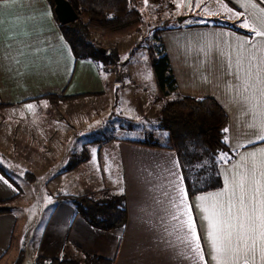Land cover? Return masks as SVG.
Segmentation results:
<instances>
[{
	"label": "crops",
	"instance_id": "1",
	"mask_svg": "<svg viewBox=\"0 0 264 264\" xmlns=\"http://www.w3.org/2000/svg\"><path fill=\"white\" fill-rule=\"evenodd\" d=\"M161 2L175 3L186 16L161 33L178 91L212 97L228 115L227 144L232 156L219 165L221 185L190 194L176 150L134 142L148 132L140 138H115L105 145L96 137L80 140L83 129L76 114L80 115V100L96 98L101 103L106 94L114 95L119 70L113 73L107 66L103 71L96 61L77 59L49 0H13L0 9V112L8 111L9 117L0 115V162L19 180L0 166V199L14 198L13 210L0 214V264H16L20 258L22 264H41L40 258H61L67 247L99 255L112 264H190L169 246L174 237L168 230L176 223L171 220L175 211L168 188L171 173L183 177L186 203L204 244L196 198L224 189L226 173L240 156L264 148V141H256L246 127L250 118L243 115L241 106L229 103L226 89L234 81L220 68L231 45L253 38L252 32L240 27L244 17L227 10L246 13L243 0ZM256 2L264 7L260 0ZM107 104L108 109L103 102L98 106L100 116L92 112L89 125L96 126L99 117L101 123L115 117L112 102ZM249 138L256 142L247 143ZM18 159L23 161L21 168L16 165ZM36 182L40 187L52 183L54 189L45 221L33 241L24 221L18 228L16 207L23 204V198L30 205L32 198L24 196L35 193ZM101 189L125 195L127 221L123 227L103 230L92 226L68 198ZM205 259L210 261L206 245Z\"/></svg>",
	"mask_w": 264,
	"mask_h": 264
},
{
	"label": "trees",
	"instance_id": "2",
	"mask_svg": "<svg viewBox=\"0 0 264 264\" xmlns=\"http://www.w3.org/2000/svg\"><path fill=\"white\" fill-rule=\"evenodd\" d=\"M49 1L54 10L55 1ZM69 1L80 16L67 24L58 23L77 59H90L107 66L114 63L115 54L102 53L92 34L118 38L132 34L143 23L137 4L145 0ZM147 1L159 4L162 0ZM223 24L235 27L230 22ZM161 33L159 37L156 35L160 44L159 56L152 59L159 88L155 101L161 104L158 116L160 127L168 132L172 143H160L151 132L134 142L176 150L190 194L219 187V165L224 161L218 158L222 153H227L230 158L232 156L227 144V132L223 131L227 128L228 115L212 97H196L178 91ZM68 198L78 213L96 228L110 230L126 224L127 206L124 194H113L109 189H101L85 195H69ZM13 201L14 198L0 199V214L12 211ZM38 260L41 264H112L109 259L84 252L77 247L72 250L67 247L61 258ZM16 264H22V259Z\"/></svg>",
	"mask_w": 264,
	"mask_h": 264
},
{
	"label": "snow or ice",
	"instance_id": "3",
	"mask_svg": "<svg viewBox=\"0 0 264 264\" xmlns=\"http://www.w3.org/2000/svg\"><path fill=\"white\" fill-rule=\"evenodd\" d=\"M12 2L0 0V9ZM243 4L246 13L227 10L237 18L244 17L240 27L252 32L253 38L231 45L232 51L220 68L234 81L226 89L229 103L241 106L243 115L250 118L246 127L251 135L256 141H264V7L256 0H243ZM256 141L249 138L247 143ZM218 159L227 163L231 158L222 153ZM171 177L174 179H169L168 188L175 210L171 220L176 223L168 230V235L174 237L169 246L177 249L179 256L190 264H264V148L240 156L226 173L224 189L196 198L204 244L186 203L183 177L175 172ZM205 245L210 261L205 259Z\"/></svg>",
	"mask_w": 264,
	"mask_h": 264
},
{
	"label": "rangeland",
	"instance_id": "4",
	"mask_svg": "<svg viewBox=\"0 0 264 264\" xmlns=\"http://www.w3.org/2000/svg\"><path fill=\"white\" fill-rule=\"evenodd\" d=\"M137 8L142 13L143 23L132 34L118 38H107L99 33L92 34L95 44L100 46V49H105L104 53L115 54L116 61L110 63L108 67L112 69L113 73L118 69L120 79L118 81V91L114 95L109 93L103 97L106 98L105 100L98 99L102 100L106 109L109 106L107 103L112 102L111 107L114 108L115 116L112 120L101 123V117H99L96 126L89 125L87 120L92 116L93 111H97L98 116H100L101 111L98 110L101 109H98V106H102V102H96V98L80 100V115L76 113L77 118L80 119L79 127L83 129L79 137L80 140H91L96 137L98 141H102V144L105 145L106 143H112L115 138H140L144 136V132H151L160 143H172L169 138L170 135L160 127L158 120L161 104L155 101L159 88L152 59L159 56L160 44L156 39V35L159 37L160 33L170 23H179L178 18L183 15L176 4L171 2L152 4L148 1H142L137 4ZM187 20L190 22L192 17ZM99 65L104 69L103 71H106L107 65ZM114 75L116 76V74ZM142 111L144 113L143 118ZM7 113L8 111H2L0 115L7 117ZM97 114L96 119H98ZM16 165L21 168L23 161L18 159ZM0 166L16 180H19L18 175L10 171L2 162H0ZM35 184V193H31L28 189L27 191L30 194L24 196L28 199L32 198L30 205L26 204L24 202L25 198H23V204H18L16 207L19 216L18 228L21 221H24L26 233H30L33 241L38 237L40 227L45 221L44 215L48 211L47 208L51 206L47 202L49 198L53 197L52 190L54 189L52 183L46 187H40V182Z\"/></svg>",
	"mask_w": 264,
	"mask_h": 264
},
{
	"label": "water",
	"instance_id": "5",
	"mask_svg": "<svg viewBox=\"0 0 264 264\" xmlns=\"http://www.w3.org/2000/svg\"><path fill=\"white\" fill-rule=\"evenodd\" d=\"M54 12L58 22L61 24H67L73 22L79 18V13L76 11L74 6L69 0H54ZM186 16H181L178 18L179 22H182ZM101 52L104 53L105 49L101 48Z\"/></svg>",
	"mask_w": 264,
	"mask_h": 264
}]
</instances>
